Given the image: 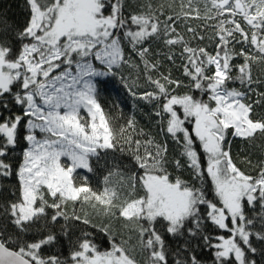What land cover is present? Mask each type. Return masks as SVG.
Returning a JSON list of instances; mask_svg holds the SVG:
<instances>
[{"label":"snow or ice","instance_id":"1","mask_svg":"<svg viewBox=\"0 0 264 264\" xmlns=\"http://www.w3.org/2000/svg\"><path fill=\"white\" fill-rule=\"evenodd\" d=\"M24 3L0 18V264H264V158L232 153L264 140V0Z\"/></svg>","mask_w":264,"mask_h":264},{"label":"trees","instance_id":"2","mask_svg":"<svg viewBox=\"0 0 264 264\" xmlns=\"http://www.w3.org/2000/svg\"><path fill=\"white\" fill-rule=\"evenodd\" d=\"M167 0H153L154 4L159 3H165ZM0 18H3L8 25H12L14 27H22L27 20L26 15V6L24 3V0H0ZM193 25L201 23L200 21H192ZM208 35H211V32H208ZM196 43H200L201 46H204V44H208V40H205L203 42H193V46H195ZM209 50L211 51V45H209ZM236 63H239L240 61H235ZM179 63V60L177 61ZM165 68H170L172 71V75L174 78L183 79L185 83H187L186 78L182 76V73L179 69L172 67L165 61ZM165 69H162V71ZM127 71V70H126ZM257 74H259V68L255 70ZM231 86H239V85H230ZM186 89H181V91H184ZM196 95H199V93H195ZM101 103L105 106L106 110H111L113 113H115L116 109L112 107L113 105H119V107L123 110L125 117L131 113L136 112L137 113V119L140 122V124L144 127H150L146 117L141 114L137 108L133 107V101L132 98L127 94V92L120 88L117 92L115 89H108L106 91H103L101 93ZM140 108H143V112L146 113L149 109L148 107H145L142 103L139 105ZM259 111V109L257 110ZM123 121H120L122 123ZM153 131H155L154 126ZM160 138V137H158ZM261 145H264V140L257 139L255 142V146L251 147L249 150V146L242 143L240 140L236 139L233 141L232 144V153L233 156L236 158L237 162L239 163L241 158L244 155H248L250 152V158L255 163L258 159L264 158L262 157V149ZM171 149V145H170ZM242 167H246L244 165H241ZM95 167V164H94ZM105 174V170L103 168V161H101V166L96 168V171L94 173H87L86 170H81V175H87L89 178V181L93 188H99L101 186V180L103 175ZM91 211V210H89ZM102 217H95L93 216V222L96 223L99 220H101ZM61 223H63L61 221ZM59 224L55 226L53 229L54 231H59ZM211 228V226H209ZM69 235L68 237L60 236L58 237L59 243L55 246L54 249H46L45 251H58L62 252L65 256L68 255L69 252V241H74L80 234L82 230L84 229L83 225H74L69 224ZM87 231H93L92 229H86ZM96 239L98 243L103 242V237L99 233H95ZM170 244H175L176 241L169 240ZM106 246V245H105ZM203 259L205 261V264H211V253L205 252L203 254Z\"/></svg>","mask_w":264,"mask_h":264}]
</instances>
